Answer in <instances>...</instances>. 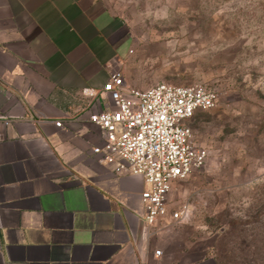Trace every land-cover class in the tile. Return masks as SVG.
Here are the masks:
<instances>
[{"label": "crops", "instance_id": "obj_1", "mask_svg": "<svg viewBox=\"0 0 264 264\" xmlns=\"http://www.w3.org/2000/svg\"><path fill=\"white\" fill-rule=\"evenodd\" d=\"M130 47L108 0H0V264H221L170 213L148 228L144 178L93 152L111 103L83 89L130 85Z\"/></svg>", "mask_w": 264, "mask_h": 264}, {"label": "rangeland", "instance_id": "obj_2", "mask_svg": "<svg viewBox=\"0 0 264 264\" xmlns=\"http://www.w3.org/2000/svg\"><path fill=\"white\" fill-rule=\"evenodd\" d=\"M131 47L135 88L203 84L215 107L191 120L206 164L170 192L181 225L221 264H264V0H108Z\"/></svg>", "mask_w": 264, "mask_h": 264}, {"label": "built area", "instance_id": "obj_3", "mask_svg": "<svg viewBox=\"0 0 264 264\" xmlns=\"http://www.w3.org/2000/svg\"><path fill=\"white\" fill-rule=\"evenodd\" d=\"M83 93L94 101L111 103L89 115L103 137L93 152L116 172L144 178L148 187L141 196L148 228L169 213L176 223L189 218L188 204L170 211L169 195L176 182L206 164L207 151L197 145L190 122L198 112L217 105L218 92L203 84L166 82L135 88L116 72L102 89L87 87ZM54 123L62 125L61 120ZM161 254L160 249L155 251L156 256Z\"/></svg>", "mask_w": 264, "mask_h": 264}, {"label": "snow or ice", "instance_id": "obj_4", "mask_svg": "<svg viewBox=\"0 0 264 264\" xmlns=\"http://www.w3.org/2000/svg\"><path fill=\"white\" fill-rule=\"evenodd\" d=\"M117 118H119V117H117Z\"/></svg>", "mask_w": 264, "mask_h": 264}]
</instances>
